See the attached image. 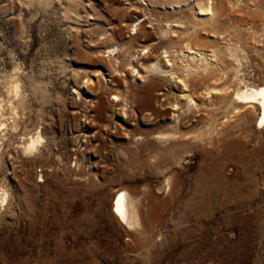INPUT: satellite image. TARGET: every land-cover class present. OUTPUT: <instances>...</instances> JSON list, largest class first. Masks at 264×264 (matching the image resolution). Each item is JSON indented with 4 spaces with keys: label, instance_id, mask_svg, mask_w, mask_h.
I'll return each instance as SVG.
<instances>
[{
    "label": "rangeland",
    "instance_id": "1",
    "mask_svg": "<svg viewBox=\"0 0 264 264\" xmlns=\"http://www.w3.org/2000/svg\"><path fill=\"white\" fill-rule=\"evenodd\" d=\"M263 78L264 0H0V264H264Z\"/></svg>",
    "mask_w": 264,
    "mask_h": 264
},
{
    "label": "bare ground",
    "instance_id": "2",
    "mask_svg": "<svg viewBox=\"0 0 264 264\" xmlns=\"http://www.w3.org/2000/svg\"><path fill=\"white\" fill-rule=\"evenodd\" d=\"M198 11H199L198 12L199 14L205 15V16H208V15H210L212 13L211 7L209 5L205 6L203 4L200 5V6H198ZM188 48L189 47H187V50H188ZM195 53L196 52H192V53L190 52L188 54V56L189 57H194V56L197 57ZM197 55L201 56L202 53H197ZM190 60H191V58H190ZM190 60H188V61H190ZM158 65L159 64H157V66ZM157 71H160V72H163L164 73L167 70L165 71L164 69L162 70V69L159 68ZM18 85H15L14 88H13V90H12L16 94L19 93V87H18ZM214 91H217V90H214ZM220 92L222 93V91H220ZM220 92H218V93H220ZM213 93H215V92H213ZM233 97H234L236 103H238V105H240V104L243 105V104H246V103L247 104L248 103H252V104H255L258 107L257 127L258 128H261V129H264V78L260 81V84H258L257 86H255V85L253 86L252 85V86H249L248 87V85H247V86H245L243 88L236 89L234 91ZM39 141H41L40 140V136H38L35 139H32L29 142V144L27 146V149L30 150V151H33L37 147L36 144L39 143ZM136 202L139 203V200L138 199H135V201H134V199L126 191H121V192H119L116 195V197L114 199V203H113V209H112L113 215L115 216V218L117 219V221L119 223H121L123 225L125 224L130 230H133L136 226L138 227L140 225V210H139Z\"/></svg>",
    "mask_w": 264,
    "mask_h": 264
}]
</instances>
